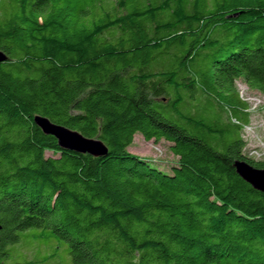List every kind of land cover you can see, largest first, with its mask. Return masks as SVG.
Segmentation results:
<instances>
[{"label": "trees", "instance_id": "16d2710c", "mask_svg": "<svg viewBox=\"0 0 264 264\" xmlns=\"http://www.w3.org/2000/svg\"><path fill=\"white\" fill-rule=\"evenodd\" d=\"M0 52V264H264V193L234 168L264 169L236 86L264 95V0H0Z\"/></svg>", "mask_w": 264, "mask_h": 264}, {"label": "rangeland", "instance_id": "374dc122", "mask_svg": "<svg viewBox=\"0 0 264 264\" xmlns=\"http://www.w3.org/2000/svg\"><path fill=\"white\" fill-rule=\"evenodd\" d=\"M236 86L241 98L248 104L249 122L241 132L242 139L246 142L244 152L255 160L264 159V95L250 89L242 80L237 81ZM201 107L204 108V106ZM221 121L229 122V118L223 115ZM128 151L146 161L156 162L157 164L153 166L168 173H170L171 165L177 161L170 151L169 143L166 141L148 142L140 134L135 136L133 145L128 148ZM34 252L28 253L29 258L34 256Z\"/></svg>", "mask_w": 264, "mask_h": 264}, {"label": "water", "instance_id": "95a60500", "mask_svg": "<svg viewBox=\"0 0 264 264\" xmlns=\"http://www.w3.org/2000/svg\"><path fill=\"white\" fill-rule=\"evenodd\" d=\"M6 60V56L0 52V63ZM35 123L45 135L55 137L63 149L94 157H106L108 155L107 146L100 140L86 138L81 133L56 125L44 117H36ZM234 168L239 177L251 185L253 189L264 193V169L254 168L245 161H236Z\"/></svg>", "mask_w": 264, "mask_h": 264}]
</instances>
